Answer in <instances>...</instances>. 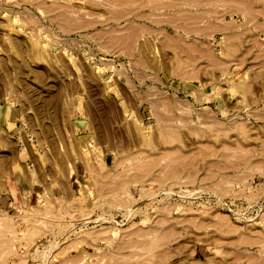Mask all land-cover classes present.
Listing matches in <instances>:
<instances>
[{"label":"rangeland","instance_id":"1","mask_svg":"<svg viewBox=\"0 0 264 264\" xmlns=\"http://www.w3.org/2000/svg\"><path fill=\"white\" fill-rule=\"evenodd\" d=\"M201 2L0 0V264H264V0Z\"/></svg>","mask_w":264,"mask_h":264},{"label":"bare ground","instance_id":"2","mask_svg":"<svg viewBox=\"0 0 264 264\" xmlns=\"http://www.w3.org/2000/svg\"><path fill=\"white\" fill-rule=\"evenodd\" d=\"M111 1H112V0H111ZM142 1H143V0H142ZM157 1H158V0H157ZM179 1H180V0H179ZM191 1H192V0H191ZM194 1H195V0H194ZM201 1H202V0H200V2H201ZM210 1H211V0H210ZM213 1H214V0H213ZM216 1H218V0H216ZM225 1H226V0H225ZM240 1H241V0H240ZM134 2H135V1H134ZM150 2H151V1H150ZM153 2H154V0H153ZM164 2H165V1H164ZM181 2H182V1H181ZM208 2H209V1H208ZM230 2H231V1H230ZM53 3H54V2H53ZM141 3H142V2H141ZM172 3H173V2H172ZM196 3H197V2H196ZM198 3H199V2H198ZM201 3H202V2H201ZM201 3H199V4H201ZM240 3H241V2H240ZM162 4H163V3H162ZM164 4H166V3H164ZM164 4H163V5H164ZM208 4H209V3H208ZM245 4H246V3H245ZM53 5H54V4H53ZM146 5H147V4H146ZM172 5H173V4H172ZM141 6H142V5H141ZM52 7H54V6H52ZM143 7H144V5H143ZM219 7H220V6H219ZM239 8L241 9V7H239ZM242 8H243V7H242ZM69 9H70V8H69ZM212 9H213V8H212ZM215 9H217V8H214L213 11L216 12ZM223 9H224V8H223ZM229 9H230V7H229ZM234 9H235V8H234ZM240 9H239V10H240ZM243 9H244V8H243ZM118 10H119V9H118ZM73 11H74V10H73ZM81 11H82V10H81ZM114 11H116V10L114 9ZM114 11H113V12H114ZM178 11H179V10H178ZM218 11H219V10H218ZM234 11H236V10H234ZM179 12H180V11H179ZM221 12H222V10H221ZM218 13H219V12H218ZM231 13H232V12H231ZM243 13H244V12H243ZM227 14H228V13H227ZM144 15H145V14H144ZM140 16H142V15H140ZM213 16H214V15H213ZM183 17H185V16H183ZM187 17H189V16L187 15ZM195 17H196V16H195ZM198 17H199V15H198ZM200 17H201V16H200ZM215 17H216V16H215ZM73 18H74V17H73ZM206 18H207V17H206ZM213 18H214V17H213ZM218 18H219V17H218ZM79 19H80V18H79ZM86 19H87V18H86ZM185 19H186V18H185ZM204 19H205V18H204ZM204 19H203V20H204ZM76 20H77V19H76ZM95 20H96V19H95ZM209 20H210V19H209ZM68 21H69V19H68ZM70 21H71V18H70ZM70 21H69V22H70ZM167 21H168V20H167ZM167 21H166V22H167ZM77 22H78V21H77ZM75 23H76V22H75ZM93 23H94V22H93ZM200 23H201V22H200ZM205 23H206V22H205ZM211 23H212V22H211ZM79 24H80V23H79ZM158 24H159V23H158ZM189 24H190V23H189ZM213 24H214V23H213ZM85 25H86V23H85ZM85 25H84V26H85ZM182 25H183V24H182ZM222 25H223V24H222ZM222 25H221V26H222ZM81 26H82V25H81ZM180 26H181V25H180ZM226 26H227V25H226ZM77 27H78V25H77ZM82 27H83V26H82ZM200 27H202V26H198V28H200ZM207 27H209V31H210V29L212 28L211 25H210V26H206V28H207ZM214 27H215V26H214ZM219 27H220V26H219ZM228 27L230 28V26H228ZM228 27H227V28H228ZM134 28H135V26H134ZM144 28H145V27H144ZM180 28H181V27H180ZM204 28H205V27H204ZM221 28H222V27H221ZM227 28H226V29H227ZM229 28H228V29H229ZM135 29H136V28H135ZM207 29H208V28H207ZM216 29L218 30V26H217ZM219 29H220V28H219ZM228 29H227V30H228ZM132 30H133V29H132ZM190 30H191V29H190ZM190 30H188V31H190ZM223 30H224V28H223ZM196 31H197V30H196ZM201 31L203 32V30H201ZM209 31H208V33H210ZM220 32H221V31H220ZM134 33H135V32H134ZM190 33H191V32H190ZM129 35H130V34H129ZM206 35H207V33H206ZM236 35H237V34H236ZM238 36H239V35H238ZM126 37H127V36H126ZM232 37H233V36H232ZM234 37H235V36H234ZM226 40H227V39H226ZM241 43H242V42H241ZM235 48H237V47H235ZM203 52H204V51H203ZM207 55H208V54H207ZM209 55H210V54H209ZM209 58H210V57H209ZM242 59H243V58H242ZM216 61H217V63L220 64V62H218V60H216ZM242 61H243V60H242ZM211 62H212V61H211ZM240 63H241V62H240ZM242 63H243V62H242ZM243 125H244V124H243ZM240 129H241V128H240ZM245 129H246V128H245ZM247 153H248V152H247ZM241 155H242V154H241ZM249 157H250V156H249ZM237 159H238V158H237ZM237 163H238V162H237ZM237 163H236V164H237ZM263 163H264V162H263ZM232 164H233V163H232ZM233 165H234V164H233ZM238 165H239V164H238ZM172 169H173V168H172ZM172 169H170V171H171ZM176 169H177V168H176ZM174 170H175V168H174ZM257 170H258V169H257ZM170 171H169V172H170ZM172 171H173V170H172ZM175 172H176V171H175ZM171 173H172V172H171ZM171 173L168 174V175H172V174H173V173H172V174H171ZM168 175H167V176H168ZM241 176H242V175H241ZM241 176H240V177H241ZM170 177H171V176H170ZM193 177H194V176H193ZM236 177H237V176H236ZM164 179H165V176H164ZM168 179H169V177H168ZM168 179H167V180H168ZM226 179H227V178H226ZM239 179H240V178H239ZM235 180H236V179H235ZM237 180H238V178H237ZM190 182H191V181H190ZM223 182H224V181H223ZM227 188H228V187H227ZM222 194H223V193H222ZM260 194H261V193H260ZM221 196H222V195H221ZM163 219H164V218H163ZM189 221H190V220H189ZM192 221H193V220H192ZM160 222H161V221H160ZM190 222H191V221H190ZM5 225H6V224H5ZM33 227H34V226H33ZM35 230H36V229H35ZM141 231H142V230H141ZM155 231H156V229H155ZM9 232H10V231H9ZM12 232H13V231H12ZM135 233H136V231H135ZM27 234H28V233H27ZM138 234H139V233H138ZM138 234H137V236H138ZM145 234H146V233H145ZM28 235H30V234H28ZM141 235H142V234H141ZM141 235H140V236H141ZM155 235H156V234H155ZM1 236H2V235H1ZM160 236H161V235H160ZM160 236H159V237H160ZM165 236H166V235H165ZM170 236H171V235H170ZM28 237H30V236H28ZM31 237H32V236H31ZM39 237H40V236H39ZM241 237H242V236H241ZM248 237H249V236H248ZM35 238H36V237H35ZM162 238H164L163 235H162L161 238H157V239H159V241H160V239H162ZM165 238H166V237H165ZM246 239H247V238H246ZM252 239H254V238H251V240H252ZM11 240H12V239H11ZM152 240H154V242H155L154 237H153ZM249 240H250V238H249ZM254 240H255V239H254ZM261 240H262V239H260V241H261ZM14 241H15V240H14ZM256 241H257V240H256ZM258 241H259V240H258ZM29 242H30V241H29ZM29 242H28V243H29ZM262 242H263V241H261V243H262ZM0 243H1V242H0ZM147 243H148V242H147ZM147 243H146V245H147ZM150 243H151V242H150ZM150 243H149V244H150ZM156 243H157V241H156ZM156 243H155V244H156ZM30 244H32V243L30 242ZM152 244H154V243H152ZM27 245H28V244H27ZM144 245H145V244H144ZM3 246H4V244H3ZM7 246H9V245H7ZM149 246H150V245H149ZM51 247H52V246H51ZM2 250H3V249H2ZM2 250H0V251H2ZM4 251H5V250H4ZM7 252H8V251H7ZM10 252H11V251H10ZM8 253H9V252H8ZM10 255H11V254H10ZM7 257H8V255H7ZM77 257H78V256H77ZM77 257H76V258H77ZM3 259H4V257H3ZM77 259H78V258H77ZM72 260H73V259H72ZM69 261H70V259H69ZM73 261H74V260H73ZM1 263H2V262H1ZM2 264H3V263H2Z\"/></svg>","mask_w":264,"mask_h":264},{"label":"crops","instance_id":"3","mask_svg":"<svg viewBox=\"0 0 264 264\" xmlns=\"http://www.w3.org/2000/svg\"><path fill=\"white\" fill-rule=\"evenodd\" d=\"M139 14H140V13H139ZM144 14H145V13H144ZM141 15H142V16H140V18H143V17H144V18H146V17H147V15H146V14H145V15L141 14ZM186 29H187V30H190V29H191V30H190V32H193V30H194V28H193V27H191V26H189V27H186ZM195 30H196V29H195Z\"/></svg>","mask_w":264,"mask_h":264}]
</instances>
